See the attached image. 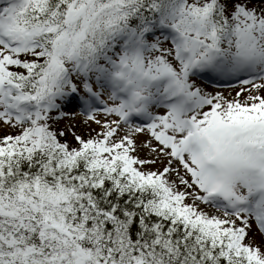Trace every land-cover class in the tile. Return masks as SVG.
Segmentation results:
<instances>
[{
  "label": "snow or ice",
  "instance_id": "snow-or-ice-1",
  "mask_svg": "<svg viewBox=\"0 0 264 264\" xmlns=\"http://www.w3.org/2000/svg\"><path fill=\"white\" fill-rule=\"evenodd\" d=\"M0 264H264V0H0Z\"/></svg>",
  "mask_w": 264,
  "mask_h": 264
}]
</instances>
